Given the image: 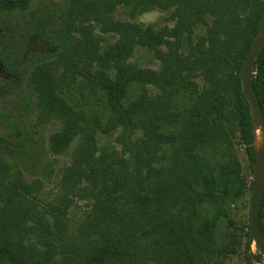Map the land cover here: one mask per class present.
<instances>
[{
    "label": "trees",
    "instance_id": "1",
    "mask_svg": "<svg viewBox=\"0 0 264 264\" xmlns=\"http://www.w3.org/2000/svg\"><path fill=\"white\" fill-rule=\"evenodd\" d=\"M49 1L0 0V101L21 96L0 110V264H226L264 0ZM251 83L264 116V46ZM246 229L244 264H264Z\"/></svg>",
    "mask_w": 264,
    "mask_h": 264
},
{
    "label": "water",
    "instance_id": "2",
    "mask_svg": "<svg viewBox=\"0 0 264 264\" xmlns=\"http://www.w3.org/2000/svg\"><path fill=\"white\" fill-rule=\"evenodd\" d=\"M264 46V8L259 20V24L250 45L249 51L240 68L241 89L243 96L248 104L249 111L253 122V151L254 164L252 169L250 206L248 212L249 226L248 238L249 243H254L256 249L264 261V237L260 231L258 223V210L261 195L264 187V116L259 106L256 95L252 89L251 76L255 59ZM260 128L262 132V141L256 146L254 144L255 129Z\"/></svg>",
    "mask_w": 264,
    "mask_h": 264
},
{
    "label": "rangeland",
    "instance_id": "3",
    "mask_svg": "<svg viewBox=\"0 0 264 264\" xmlns=\"http://www.w3.org/2000/svg\"><path fill=\"white\" fill-rule=\"evenodd\" d=\"M63 0H50L48 2L49 5H54V4H58L61 3ZM158 11V10H157ZM150 12V11H149ZM160 13L159 19L152 23V24H156V23H160L164 17V14L160 11H158ZM115 16L117 17H124L121 8L117 9L115 12ZM140 16L139 15L136 18V21L139 23H143V24H150V23H145L142 22L140 20ZM146 20L148 19L147 17L145 18ZM172 24V23H170ZM36 46L33 42L29 43L27 45V50H32L34 49ZM157 63H155L154 65H152V67L157 68ZM11 83V78L5 74H3L2 72H0V89L8 86ZM21 96L18 93H11L9 96H7L6 98H4L3 100L0 101V110L5 109V108H10V110L12 112H17L19 110V102H20ZM0 132H2L1 126H0ZM238 155H239V159L241 162V165L243 167V171L244 174L246 175L248 180H252V169L249 166V162L245 156V153L243 151V149H238ZM250 193L247 194V196L244 198V203L241 206V209L239 210V212L235 215L236 218V232L238 234H240V236L242 237V243L241 246L238 250V252L236 254L230 255L227 260H226V264H244L245 263V258H244V242H245V237L244 234L246 232V226H249V218H248V212H249V206H250ZM250 250L251 252H256V247L254 245V243L252 242L250 245Z\"/></svg>",
    "mask_w": 264,
    "mask_h": 264
},
{
    "label": "clouds",
    "instance_id": "4",
    "mask_svg": "<svg viewBox=\"0 0 264 264\" xmlns=\"http://www.w3.org/2000/svg\"><path fill=\"white\" fill-rule=\"evenodd\" d=\"M160 13L157 10L143 13L140 16V20L145 23H154L159 19ZM148 18L147 20L145 18Z\"/></svg>",
    "mask_w": 264,
    "mask_h": 264
},
{
    "label": "bare ground",
    "instance_id": "5",
    "mask_svg": "<svg viewBox=\"0 0 264 264\" xmlns=\"http://www.w3.org/2000/svg\"><path fill=\"white\" fill-rule=\"evenodd\" d=\"M261 141H262V132L260 128L258 127L255 129L254 144L258 146L261 143Z\"/></svg>",
    "mask_w": 264,
    "mask_h": 264
}]
</instances>
